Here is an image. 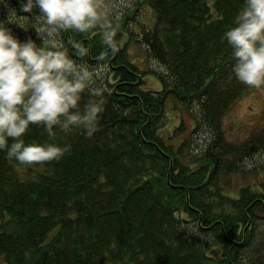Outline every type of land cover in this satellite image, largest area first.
<instances>
[{"label":"trees","instance_id":"trees-1","mask_svg":"<svg viewBox=\"0 0 264 264\" xmlns=\"http://www.w3.org/2000/svg\"><path fill=\"white\" fill-rule=\"evenodd\" d=\"M243 5L135 0L114 55L98 32L64 34L70 52L73 40L89 49V65L105 57V111L91 136L55 129L50 140L30 128L25 144L71 145L58 162L20 165L0 150V264H264V162L247 163L264 156V127L235 141L223 122L251 89L234 76L224 38ZM20 7L0 2V21L8 8L31 16ZM14 23L29 29L8 25L18 39L41 43L30 20ZM123 34L158 69L161 89L142 87ZM169 101L189 121L183 116L167 140Z\"/></svg>","mask_w":264,"mask_h":264},{"label":"clouds","instance_id":"clouds-1","mask_svg":"<svg viewBox=\"0 0 264 264\" xmlns=\"http://www.w3.org/2000/svg\"><path fill=\"white\" fill-rule=\"evenodd\" d=\"M3 2V0H0ZM135 0H21V13L8 8L0 21V150L20 165H42L60 161L71 145L25 144L31 127H42L50 140L59 129L68 133L83 129L94 134L105 111L104 77L107 71L101 55L95 66L85 61L89 49L63 39L65 33L88 35L98 32L101 44L114 55L119 51L118 31L125 13ZM7 7V5H5ZM38 10V12H37ZM35 11V14L33 15ZM30 20L39 45L29 37L18 39L8 26L14 20ZM224 33L232 49V72L249 88L264 87V0H244ZM89 97L81 104L82 98Z\"/></svg>","mask_w":264,"mask_h":264},{"label":"rangeland","instance_id":"rangeland-1","mask_svg":"<svg viewBox=\"0 0 264 264\" xmlns=\"http://www.w3.org/2000/svg\"><path fill=\"white\" fill-rule=\"evenodd\" d=\"M4 14H0L2 17ZM134 32L139 30L138 26L132 25ZM128 38L123 34L121 44L127 43ZM126 53L129 61L136 63L139 70L142 71L144 89L159 90L162 88L161 80L156 74V69L152 63H149L148 57L144 49L137 43L130 41L127 43ZM158 68V67H157ZM155 71V72H153ZM185 117L187 122L189 116L181 103L169 101L167 105V121L163 124L162 132L165 136L173 132L178 127V123L182 117ZM231 132V137L235 141H244L250 135L255 134L264 127V87L261 89L251 88L245 95L237 101L227 112L224 121ZM225 125V126H226ZM226 126V127H227ZM190 126H188V129ZM180 134V133H179ZM186 134V132L181 133ZM182 135L175 141L178 144ZM255 161H247L249 167L259 166L260 162H264V156H255ZM232 183L240 185L241 180L238 176L233 177Z\"/></svg>","mask_w":264,"mask_h":264}]
</instances>
